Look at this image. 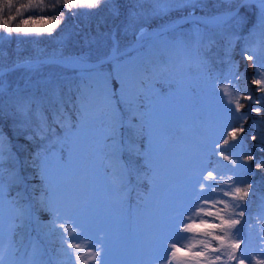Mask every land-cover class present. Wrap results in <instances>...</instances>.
<instances>
[{"label":"snow or ice","instance_id":"snow-or-ice-1","mask_svg":"<svg viewBox=\"0 0 264 264\" xmlns=\"http://www.w3.org/2000/svg\"><path fill=\"white\" fill-rule=\"evenodd\" d=\"M155 4L156 12L162 11L163 5L190 8V14H194L201 0H155ZM137 7V0H0V39L51 37L69 17H85L88 23L81 29L85 44L95 42L93 31L112 42L108 54L90 66L96 68L120 58L118 33L137 25L141 16ZM241 9L255 17L254 31L250 33L253 38L241 50L247 66L241 70L238 61L229 60L227 71L214 75L211 53L215 39L212 35L200 38L198 66L211 82L221 118L208 134L197 137L185 161L183 189L175 197L172 214L151 241L150 259L136 264H264V190L248 179L256 170L264 172V131L259 127L264 123V0H230L227 11L212 17L211 22L219 29L229 22L240 24L244 20ZM122 15V25L101 32L109 20L115 21ZM144 35L141 26L139 38ZM227 46H232L231 38ZM66 60L84 64L85 56ZM169 64L164 61L148 69L121 62L115 66V75L112 71L97 72L102 83L103 109L95 113L86 85L67 89V94L64 89L52 88L48 102L55 114L51 116L47 108L34 112L35 101L26 96L15 98L11 113L0 108V120H12L26 142L21 150L27 153L18 171L19 156H12L6 147L11 142L0 131V200L5 197L6 186L25 185L24 191L9 201L14 216L7 242L0 227V264H45L38 242L30 241L27 246L18 242V229L25 228L41 212L52 217L43 227L47 229L45 236L55 237L58 243L55 264H115L109 259L108 233H94L92 222L85 215L87 201L57 198L61 186L67 190L71 184L66 179L71 155L65 162L63 149L57 156L56 148L67 144L75 135L73 130L89 120L110 121L104 140L111 141L107 145L112 149L109 156L117 163L108 176L122 206L132 179L150 166L153 133H149L145 145L146 113L140 109L155 83L170 76ZM17 67L35 68L36 62L29 58L10 67L0 65V78ZM130 76L135 78L134 87L129 86ZM110 82L118 91H110ZM3 90L0 79V91ZM249 120H254V124L246 129ZM244 141L251 144L247 153ZM256 152L261 155L258 157ZM24 168L33 169L35 183L30 190L28 178L21 174Z\"/></svg>","mask_w":264,"mask_h":264},{"label":"rangeland","instance_id":"rangeland-1","mask_svg":"<svg viewBox=\"0 0 264 264\" xmlns=\"http://www.w3.org/2000/svg\"><path fill=\"white\" fill-rule=\"evenodd\" d=\"M145 1L147 5L144 8L136 9L141 13L137 24H141V21L147 23L155 20L160 23L159 25H163L167 22L166 20L173 21L179 17L183 14V10H188L187 14L192 13L190 8L176 6L165 8L163 5H161L163 10L156 12L153 11L156 7L155 0ZM229 3L230 0H201L194 14L205 17L224 12L228 9ZM241 15L244 16L242 23L229 22L222 29L217 28L215 24L206 26L186 23L166 33L144 39L141 41L142 47L121 56V60L110 61L112 67L105 64L103 67L89 71L66 67L68 71H64L49 67L43 69L44 74H39L33 82L27 83L30 88L25 91V96L30 95L31 89L34 91L36 80L44 85L51 78L52 82L58 86L57 79H60V76H71L76 81L88 77L92 79V84L87 87V90L92 111L95 113L103 109L102 83L96 77L97 72L106 74L112 71L115 74V66L121 62L131 66L142 65L147 60L154 63L161 53H167L172 61L170 76L154 85L149 96L143 101V108L140 109L146 113L145 145L148 144L149 133H153L150 166L145 169L139 181L132 179L129 185L130 191L125 193L122 206L118 203V193L111 187L108 176L117 163L116 159L109 156L112 149L107 145L111 144V141L104 140L110 121L106 118L91 119L83 127L73 130L75 135L69 138L67 144L57 145L56 148L57 156L63 149L65 162L71 155V165L66 174V179L70 180L71 184L67 190L61 186L56 193L57 198L65 200L71 197L77 202L87 201L85 215L92 222L94 233L100 230L108 233L109 259L115 264H136V262H146L150 259L151 241L157 231L168 221L172 214L175 197L183 189L185 161L193 150L197 137L208 134L221 118L219 101L211 92V82L206 79L207 73L202 72L198 66L199 40L207 35H212L215 39V47L211 53L212 61L216 62L211 65L214 75L221 71L226 72L229 60L238 61L243 70L247 64L241 57V50L245 47V42L253 38L250 33L254 31L255 17L250 11L246 14L243 9H241ZM162 17L164 18L161 19ZM122 19H124L123 15L119 21ZM229 38L232 39L233 51L238 53L239 58L232 59L227 56L230 50L229 52L227 49L222 50V43L227 44ZM179 57L191 62L190 66L177 67ZM221 61L224 63L222 64ZM22 71V74L28 72L27 69ZM20 75L18 80L22 77ZM133 79L131 77V80ZM112 88L110 82V91L113 90ZM115 91H118V88ZM31 97L34 98L38 107L42 96L31 95ZM252 124L254 120H249L245 125L246 129ZM259 127L261 131H264V123L263 127L261 125ZM17 135H21L20 132L13 133V143L11 147H6L13 157L19 156L17 162L19 171L20 162L24 160L27 153L21 150L25 142H21ZM243 143L247 153L251 144L248 141ZM255 154L259 157V152ZM53 171L56 174L55 169ZM21 174L28 178L27 187L30 190L35 183L32 180L33 169L24 168ZM256 174L264 176V172L260 170L256 171ZM254 176L249 174L248 179ZM24 187L25 185L6 186L5 197L0 200V227H2L5 242H7L9 224L14 216V208L9 201L18 192L22 193ZM133 189H141L144 192L140 193L136 201L129 202ZM252 211H255V205L252 206ZM43 213L45 212L36 213L34 220L25 228L18 229V242H23L25 246L30 241L38 242L41 252L44 242H47L50 249L46 252L54 264L57 259L58 243L55 237L45 236L47 229L43 225L47 224L52 217L46 212L44 220H40L38 216ZM35 230L39 231V237L34 234Z\"/></svg>","mask_w":264,"mask_h":264},{"label":"trees","instance_id":"trees-1","mask_svg":"<svg viewBox=\"0 0 264 264\" xmlns=\"http://www.w3.org/2000/svg\"><path fill=\"white\" fill-rule=\"evenodd\" d=\"M18 2H25V0H18ZM137 3H138V7L136 8L137 10H140L141 7L144 8L147 5L145 0H137ZM182 12L183 14H180L179 17L187 14L188 10H183ZM214 12L215 11H213V13ZM179 17H177L175 20H177ZM163 18L164 17H162L161 19ZM119 19L115 21L109 20L108 25L103 27L101 29V32H107L115 25H122L125 18L122 19L121 21H119ZM175 20L173 21L166 20L167 22L164 23L163 25H159L160 23L158 21L151 20V21H148L147 23L137 24L134 28H128L126 32L123 29H121L117 37L120 41V50L125 48L134 39L135 35L139 33V27L142 26L143 29H146L152 26H157V27L164 26V25L174 22ZM86 23H88V20L85 17H77V18L69 17L53 33L51 37L47 35H43V36H27V37L16 38L15 36H13L12 38H8V39H0V53L3 54V55H0V65L4 67L10 64H13L14 62H17L21 59L37 58V57H41L45 55L59 56V55L75 54L77 56L84 55L85 59H90V60L98 59V58L105 56L111 48V45H112L111 40H109L106 36H99L95 33V31H93L92 35L96 36L95 42L85 44L84 39H83V32H81V29L84 27ZM28 26L29 27H39L40 25L29 24ZM222 44H223V47L221 45L222 50L227 49V52H229V50L231 51L228 53L227 55L228 57H231L232 59L234 57L239 58L238 53L237 52L234 53L233 51V42L230 48L227 46L226 42ZM138 47L140 48L142 47V45ZM156 58H157L155 60L156 62L150 63L147 60L141 66L151 69V67H153L154 65H158L164 61H169L170 62L169 66L170 68H172V64H171L172 61H170L169 55L167 53L166 54L161 53ZM121 59L122 58H119L118 60H121ZM178 60H179L178 61L179 64L177 65V67H180V68H186L187 66L191 64V62H189L188 60H185L183 57L181 58L179 57ZM213 63L215 64L216 62L213 61ZM107 65L108 67H112V63L110 62L107 63ZM49 67L60 68L61 70L68 71L65 67L59 64L41 63V64H37L35 68L24 67V68L15 69L11 72H8L6 76L0 78L3 80V84H4V90L0 91V108H2V110L5 113H11L13 101L15 100V98L17 96H25L24 94L25 91L30 88L27 83L33 82L35 77H37L41 73L43 74L45 73L43 69L49 68ZM194 68L197 69L196 67ZM24 69H27L28 72L30 71V73L25 72L24 74H22L23 73L22 70ZM78 70H88L89 71L91 69H78ZM37 71H39V73ZM69 71H73V70H69ZM19 74H21L20 76L22 77L18 80ZM131 77L134 78V76H130L129 86L134 87L135 78L131 80ZM59 78L60 79H57L58 84H59L58 86L52 82L51 78L48 79V82L45 83L44 85L43 83H39V81L36 80L35 82L36 88L34 89V91H32L31 89L32 94L30 93V95L28 94L26 95V97H31V95H35L36 97L42 96L40 99V104L38 105V107H35L34 112L41 113L43 109L47 108L49 115L50 116L53 115L54 109L51 107L50 103L48 102V93L50 92L52 88H56L57 90L64 89L67 94V89L74 90L77 85H80V86L86 85L88 87L90 84H92V79H89L88 77L83 80H77V81L75 78H72L71 76H65V77L60 76ZM21 81H24V82H21ZM158 82H161V80L157 81L155 84H157ZM42 88L44 90H42ZM112 89L113 90L111 91L116 90V88H112ZM31 98L34 100L33 97ZM36 104L37 103L35 102V105ZM260 125L263 127V123H261ZM0 131H2L3 136L6 137L7 140L11 142L9 145H6V146L11 147L13 143V133L14 134L15 132L19 133V131L16 128V125L13 124L11 119L5 118L3 120H0ZM17 138H20L22 140L21 142H25L21 135H17ZM260 155L261 154L259 153V156ZM256 171H259V170H256ZM134 179L136 181H139L141 179V176L134 177ZM249 180L252 181L254 184L258 185L260 189L264 188V176L263 175L255 174V176L253 178H249ZM142 192H144V190L133 189L129 202L136 201V199L140 196V193ZM45 216H46V212L43 213L41 216H38V218L40 217V220H44L43 217ZM34 234L37 237L40 236L39 231L35 230ZM43 245L44 247L41 252L42 254L41 258L44 260L45 264H48V262L51 261V259L46 251L47 249H50V247L47 242L46 243L44 242Z\"/></svg>","mask_w":264,"mask_h":264},{"label":"water","instance_id":"water-1","mask_svg":"<svg viewBox=\"0 0 264 264\" xmlns=\"http://www.w3.org/2000/svg\"><path fill=\"white\" fill-rule=\"evenodd\" d=\"M220 13H223V12H220ZM220 13L213 14L211 16H205V17L197 15V14H186V15H183L180 18H178L176 21H174V22H172L170 24H167L165 26L149 27V28L144 30L146 35H144V37L142 39L139 38V33L136 34V36L133 39V41L126 48L121 50V56L126 55V54L130 53L131 51H133L138 45H140L142 40L147 39V38H152V37H155L157 35L166 33L168 31H171V30H173V29H175V28H177L179 26H182V25H184L186 23H197V24L206 25V26L207 25L208 26L214 25V23L211 22V18L216 16V15H218V14H220ZM166 26L168 27V30L164 31L163 29ZM75 57H77V55H75V54L59 55V56L45 55V56H41V57H37V58H31V59L36 62V65L37 64H41V63H55V64H59V65H61L63 67H66V68L88 69V68H92V67H90L91 65L98 64V60L103 58V57H101V58H98V59H95V60L85 59V63L84 64H72V63L67 62V60H66V58H75ZM108 62H110V61H108ZM108 62H105L104 64H106ZM11 65L12 64H10L8 66H4V67H10ZM97 67H99V66H97ZM18 68H24V67H17L16 69H18ZM9 72H11V71H9Z\"/></svg>","mask_w":264,"mask_h":264}]
</instances>
